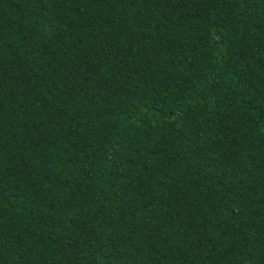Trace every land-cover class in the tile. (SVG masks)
<instances>
[{"label": "trees", "instance_id": "1", "mask_svg": "<svg viewBox=\"0 0 264 264\" xmlns=\"http://www.w3.org/2000/svg\"><path fill=\"white\" fill-rule=\"evenodd\" d=\"M0 264H264V0H0Z\"/></svg>", "mask_w": 264, "mask_h": 264}]
</instances>
